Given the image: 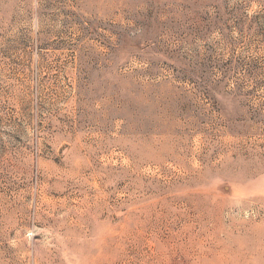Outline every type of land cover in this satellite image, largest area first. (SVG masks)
Segmentation results:
<instances>
[{"label":"rangeland","instance_id":"1","mask_svg":"<svg viewBox=\"0 0 264 264\" xmlns=\"http://www.w3.org/2000/svg\"><path fill=\"white\" fill-rule=\"evenodd\" d=\"M0 264H264V0H0Z\"/></svg>","mask_w":264,"mask_h":264}]
</instances>
